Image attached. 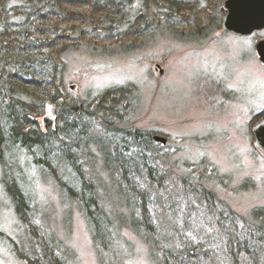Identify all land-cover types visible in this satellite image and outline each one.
Segmentation results:
<instances>
[{"label":"trees","instance_id":"obj_1","mask_svg":"<svg viewBox=\"0 0 264 264\" xmlns=\"http://www.w3.org/2000/svg\"><path fill=\"white\" fill-rule=\"evenodd\" d=\"M213 1L217 0H142L140 3L138 0H0L1 184L21 229L19 237L26 235V240L18 242L0 231V243L25 264H66L53 247V242L58 244L56 239L44 235L35 226L38 205L33 191V170L54 182L67 207L77 202L97 254L101 258L107 254L112 264L118 263V252L126 251L119 238L121 233L115 228L121 205L130 212L131 228L150 245L151 256L158 258L157 264H198V258L204 255L206 260L219 239L217 233L224 237L225 250L233 264H239L242 253L245 264H264V257L260 256L261 250L264 251L263 207L253 211L254 232H246L245 239L240 237L237 222L232 217L230 222L225 219L232 211L223 209L218 215L222 218L218 224L220 231L209 229L213 233L204 238L211 242L209 247L205 245L207 248L195 244L185 233L201 217L208 226L207 216L214 210L215 198L206 191L200 192L205 206L196 200L195 209L186 210L181 222L180 209L171 202L166 204L169 206L161 216L172 221L169 230L163 217L151 221L149 205L153 200L150 199L160 189L155 186L163 182L164 176H156L153 165L148 161L143 165L140 159H144L149 146L159 149L150 133L113 128L97 138L99 142L94 145L104 146L98 147L100 152L105 147L111 152L114 149L110 146L115 145L121 164L110 170L113 175L107 185L101 175L93 172L86 176L84 162L94 159L88 143L94 141L95 119L101 115L102 123L107 126L116 119L122 122L124 116L115 111L120 110L118 104L124 91L119 90L120 86L104 88L88 99H81L68 89L65 77L64 54L71 46L97 50L117 37L140 39L154 32L145 22L147 18L158 26L165 24L175 29L205 27L204 19L208 17L213 29H221L224 11L219 6L215 9L218 14H209L213 11ZM48 105L55 108L56 121L45 119L43 127L39 120L46 118ZM126 107L127 103L123 105ZM263 113L256 115L260 119L253 128L264 120L259 117ZM110 152V157H114ZM155 179H158L156 183ZM112 190L119 196L111 195ZM190 196L192 200L195 198L193 192ZM28 235L31 239H27ZM217 258L220 262V257Z\"/></svg>","mask_w":264,"mask_h":264},{"label":"rangeland","instance_id":"obj_2","mask_svg":"<svg viewBox=\"0 0 264 264\" xmlns=\"http://www.w3.org/2000/svg\"><path fill=\"white\" fill-rule=\"evenodd\" d=\"M225 1H213V11L209 14H218L215 9L220 6L224 16ZM145 22L154 32H147L140 39H126V35L100 45L97 50L71 46L64 54L67 86L76 97L88 99L110 87L120 86L119 90L124 91L118 104L120 110L115 111L124 116L122 122L116 119L107 126L102 123L101 115L95 119L94 141L88 143L94 159L84 162L86 176L94 172L107 185L111 182L110 170L121 164L115 145L110 146L114 149L111 152L108 147L100 152L98 147L102 143L94 145L109 130L120 128L162 136L167 139V145L157 143V150L149 146L144 159L140 158L143 165L146 161L153 165L156 176H164L163 187L158 183L155 188L160 189L150 199L153 200L149 205L151 221L160 220L169 206L166 204L171 202L180 209L181 222L186 210L195 209L196 200L205 206L200 192L206 191L215 198L214 210L207 216L211 228H207L201 217L186 228V235L195 244L208 246L211 242L204 238L213 233L209 229L220 231L218 224L222 218L218 215L224 209L232 211L225 219L230 222L232 217L238 224L241 239H245L246 232H254L253 211L264 208V155L255 146L252 134L253 125L260 119L256 115L264 112V65L256 50L257 43L264 40V30L248 37L236 36L222 28L213 29L208 17L204 19L205 27L193 28L158 26L151 18ZM125 103L127 107L123 108ZM55 115V108L48 105L46 118L40 119V124L43 126L45 119L54 123ZM259 117L263 118L264 113ZM109 152L115 156L110 157ZM32 175L38 205L35 226L44 235L56 239L58 244L53 242V247L57 256L64 258L66 264H104V261L112 264L107 254L104 258L97 254L77 202L67 207L52 180L37 170ZM1 176L0 165V231L21 242L26 240V235L19 237L21 229L3 191ZM110 194L119 196L115 190ZM118 211L115 228L121 233L119 238L126 251L118 252L116 264H157L158 258L151 256L150 245L131 228L130 212L122 205ZM163 220L166 221L164 217ZM166 222L168 229L172 221ZM217 235L214 250L206 253L212 255L206 260V255L199 257L198 264H233L225 250L224 237ZM27 239H31L29 235ZM260 256L264 257V251L261 250ZM244 258L242 253L239 261ZM0 264L25 263L0 243Z\"/></svg>","mask_w":264,"mask_h":264},{"label":"water","instance_id":"obj_3","mask_svg":"<svg viewBox=\"0 0 264 264\" xmlns=\"http://www.w3.org/2000/svg\"><path fill=\"white\" fill-rule=\"evenodd\" d=\"M226 14L223 30L236 36L248 37L264 30V0H226L223 4ZM256 50L264 65V40ZM255 146L264 155V120L253 128ZM155 141L167 143V139L154 137Z\"/></svg>","mask_w":264,"mask_h":264},{"label":"bare ground","instance_id":"obj_4","mask_svg":"<svg viewBox=\"0 0 264 264\" xmlns=\"http://www.w3.org/2000/svg\"><path fill=\"white\" fill-rule=\"evenodd\" d=\"M224 17H225V15L223 16V20H224ZM222 24H223V21H222ZM158 137H161V138H164V137H162V136H159V135H157ZM157 136H155V137H157ZM157 143H159V144H161V145H167V143L166 144H164V143H162V142H158V141H156Z\"/></svg>","mask_w":264,"mask_h":264}]
</instances>
